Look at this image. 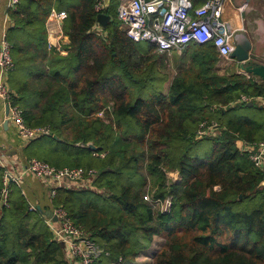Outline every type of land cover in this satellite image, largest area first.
Wrapping results in <instances>:
<instances>
[{
  "label": "trees",
  "instance_id": "1",
  "mask_svg": "<svg viewBox=\"0 0 264 264\" xmlns=\"http://www.w3.org/2000/svg\"><path fill=\"white\" fill-rule=\"evenodd\" d=\"M96 2L19 0L9 9L12 100L27 124L48 125L56 135L40 136L48 153L38 159L97 170L91 187L56 188L51 205L63 207L107 252L94 264L133 260L154 236L163 243L149 264H264V164L256 166L245 149L264 139V120L237 114L255 108L254 99L251 106L235 102L240 94L264 95V83L219 75L215 47L190 43L183 51L189 65L163 92L168 75L157 66L155 46L131 40L116 16L99 25ZM52 8L66 11L69 42L47 49ZM212 119L217 126L197 135L199 123ZM170 171L180 179L166 185ZM149 178L155 196L172 195L170 212L143 199ZM2 188L0 166V264H68L44 209L29 210L14 182L5 204Z\"/></svg>",
  "mask_w": 264,
  "mask_h": 264
},
{
  "label": "built area",
  "instance_id": "2",
  "mask_svg": "<svg viewBox=\"0 0 264 264\" xmlns=\"http://www.w3.org/2000/svg\"><path fill=\"white\" fill-rule=\"evenodd\" d=\"M103 0H97L95 10L101 12ZM227 0H204L197 6L192 5V0H126L116 9V18L119 20L125 34L135 42L146 41L155 46V52L169 54L172 50H184L190 43L212 44L218 55L231 59L236 31L228 20L224 19V3ZM19 0H7V8H16ZM50 21L62 26L66 11H50ZM48 25H50L48 23ZM52 30L49 32L51 36ZM57 46L56 41H48V48ZM62 46V45H60ZM58 45V47H60ZM14 62L10 54L9 43L4 38L0 45V98L8 106L7 119L10 121L21 140L28 141L43 135L50 134L48 125H29L24 119L23 109L12 100V94L7 84L8 73L13 69ZM254 99L245 94L235 102H247ZM217 126L215 120H203L199 123L196 134L201 136L209 134L211 128ZM245 149L249 151V158L256 165L264 164V139L247 143ZM100 157L104 153L99 154ZM0 166L3 168V188L1 202L6 204L8 183H19L6 167L3 157L0 156ZM24 171L34 176L51 181L48 194L52 199L56 188H84L91 187L97 175L93 167H56L36 157L28 158L24 162ZM18 186V185H17ZM155 189L149 185L143 194V199L148 202L153 210L168 213L172 208L173 197L166 194L163 197L154 195ZM29 210H37L34 204L28 205ZM52 214L45 216L52 235L57 242H63L66 255L74 264H94L102 254L107 252L96 244L85 232L84 228L76 225L61 206H51Z\"/></svg>",
  "mask_w": 264,
  "mask_h": 264
},
{
  "label": "crops",
  "instance_id": "3",
  "mask_svg": "<svg viewBox=\"0 0 264 264\" xmlns=\"http://www.w3.org/2000/svg\"><path fill=\"white\" fill-rule=\"evenodd\" d=\"M124 1L126 0H103V9L101 11L104 12V8L107 7L109 13H104L109 14L111 19V17L116 16V9L118 5ZM199 4L200 3L197 0H192L193 6H197ZM112 5H115L114 10L111 9ZM112 12L114 15L111 14ZM50 14L51 13H49L45 22L47 49H50L48 48V41L57 42L60 37L64 45L69 42L68 37L62 31V26L60 25L59 27L57 22L50 21ZM222 16L224 19L229 21L231 27L236 32H244L249 37L252 44L249 51L250 61H256L264 64V0H227L224 3ZM48 23L50 25H48ZM12 26L13 21L9 15L7 0H0V45L1 41L5 38L7 31ZM50 30H52L51 36H49ZM60 32L61 35H59ZM173 52L179 53V50L175 49ZM182 53L184 54V52ZM178 58L180 57L178 56ZM225 60L226 63H224V68L225 70H230L231 72L224 71V75L238 73L245 75L246 78H252L257 82L264 83V79L250 73L243 72L240 69L239 64L233 59ZM185 61L187 63L186 59ZM254 98L258 99L260 106H264V95L256 96ZM5 118V104L0 98V145H3L4 147L3 150H0V156L3 157V160L7 165L6 167L11 171V173L15 177H19V183L17 185L20 187L28 203L34 204L35 206L39 205L44 210L50 209L52 205L48 194V188L51 185V181L38 178L32 173L24 171V162L29 158L23 151L24 141L17 135L15 127L10 121H8L6 128L3 126ZM149 247L147 249H143L133 260H119V262L116 261L111 264H149L142 261V258H145V253ZM65 257L68 264H74V262L66 255V251Z\"/></svg>",
  "mask_w": 264,
  "mask_h": 264
},
{
  "label": "rangeland",
  "instance_id": "4",
  "mask_svg": "<svg viewBox=\"0 0 264 264\" xmlns=\"http://www.w3.org/2000/svg\"><path fill=\"white\" fill-rule=\"evenodd\" d=\"M111 9L114 10L115 9V5L111 6ZM114 12V11H113ZM111 13L112 15H114V13ZM121 26V25H120ZM122 27V26H121ZM63 31V29H62ZM61 35V32L60 34ZM61 37L58 39V41L56 42L57 46L58 45H64L61 41ZM145 43H148L146 41H141V45H145ZM184 50H179V53L177 52H172L169 54H160V53H156L157 58H156V63L158 68L162 71L167 73L168 75V79L164 82L163 84V92H166L169 86V82L172 78V76L174 75L175 72H177L178 70H180L183 67H186L187 65H189V60L188 58L182 53ZM178 56L180 58H178ZM185 59L187 60V63L185 61ZM224 63H226V60L222 57H218V61L214 66L215 71L219 74V75H223L225 72H231L230 70H225L224 68ZM225 71V72H224ZM254 107L253 109L250 108H243L241 109V112H237L238 115H251L256 119H261L264 120V106H260L258 99L254 98ZM261 107V108H260ZM99 116L103 117L106 121L108 120L103 112L98 113ZM205 138V137H204ZM206 139V138H205ZM204 142L201 144H197L195 149L197 150V152L202 153L205 149H206V142ZM47 140L46 138H37L35 140H28L24 142L23 145V151L25 153L29 152L30 156H34L37 158H43L47 153H48V149H47ZM85 159H88V157H84ZM92 162H97V160H92ZM67 162H63L62 165L63 166H67L66 165ZM166 179L163 180V183H165L166 185L170 184L173 181H178L180 179L179 174L176 171H170V172H166ZM148 182L151 183L152 185V179H147V184L145 187V190L148 187ZM161 185V184H160ZM153 243H151L149 249L146 251L145 253V258H142V261H145V263H150L152 261V258L154 256V254L159 250V248L162 246L163 243V238H161L160 236H154L153 238Z\"/></svg>",
  "mask_w": 264,
  "mask_h": 264
},
{
  "label": "water",
  "instance_id": "5",
  "mask_svg": "<svg viewBox=\"0 0 264 264\" xmlns=\"http://www.w3.org/2000/svg\"><path fill=\"white\" fill-rule=\"evenodd\" d=\"M110 15L106 14L104 12H98L96 15V21L99 25L102 27H105V25L109 22ZM252 47L251 41L249 37L244 32H237L236 33V40L235 45L230 53V58L233 59L235 62L239 64L240 69L245 73H250L254 76H257L261 79H264V64L258 63L256 61H250L249 57V51ZM247 106L253 105V100H249L247 103ZM8 113V106L5 105V115L7 116ZM8 125V119L7 117L3 121V126L6 128ZM53 138H56V135L49 134ZM237 147L241 149L243 141L237 140ZM87 146L91 148L92 150H96L97 147L93 145L91 142L87 143ZM3 145H0V150H3ZM240 198V195H239ZM37 210L42 211L40 206H36ZM46 216H51L53 220H56V216L52 214V211L50 209L43 211ZM60 246L63 248L64 244L63 242H59Z\"/></svg>",
  "mask_w": 264,
  "mask_h": 264
}]
</instances>
